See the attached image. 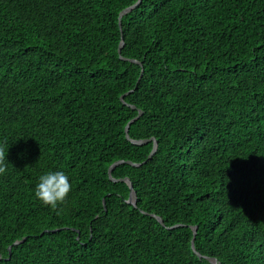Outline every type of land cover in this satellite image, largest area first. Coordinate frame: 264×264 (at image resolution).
<instances>
[{"label":"trees","instance_id":"16d2710c","mask_svg":"<svg viewBox=\"0 0 264 264\" xmlns=\"http://www.w3.org/2000/svg\"><path fill=\"white\" fill-rule=\"evenodd\" d=\"M137 1L0 0V264H264V0Z\"/></svg>","mask_w":264,"mask_h":264},{"label":"clouds","instance_id":"9594fccd","mask_svg":"<svg viewBox=\"0 0 264 264\" xmlns=\"http://www.w3.org/2000/svg\"><path fill=\"white\" fill-rule=\"evenodd\" d=\"M7 151L8 148L0 147V175L8 170ZM71 191L72 184L69 175L61 170H52L38 177L34 196L42 205L55 210L58 205L65 202Z\"/></svg>","mask_w":264,"mask_h":264},{"label":"water","instance_id":"95a60500","mask_svg":"<svg viewBox=\"0 0 264 264\" xmlns=\"http://www.w3.org/2000/svg\"><path fill=\"white\" fill-rule=\"evenodd\" d=\"M141 2V0H138L134 5H132L131 7H128V8H126V9H124L123 11H121V13H120V15H119V27H120V30H121V22H120V19H121V17L124 15V14H126L127 12H129L132 8H134V7H136L139 3ZM122 46H123V39H122V37H121V43H120V45H119V49H118V53L120 54V52H121V48H122ZM121 59H124V60H128V59H125V58H122V57H120ZM130 62H134V63H137L135 60H129ZM141 73H143V69H142V71H141ZM142 75V74H141ZM141 77V76H140ZM139 77V78H140ZM127 94V93H126ZM121 99H123V97H121ZM133 109L135 108L134 106L132 107ZM140 115H141V112H139L138 113V115L135 117V118H133L128 124H127V126L125 127V134H126V138L128 139V140H130V138H129V136H128V130H129V125H130V123L131 122H133V121H135L136 119H138L139 117H140ZM152 139H146V140H130L133 144H136V145H142V144H145V143H147V142H149V141H151ZM156 147H157V145H156V142L155 141H153V148H152V150H151V152H150V154H149V156H148V158H151L152 156H153V154L155 153V151H156ZM122 163H125L124 161H116V162H114L110 167H109V169H108V175H109V177L112 179V176H111V170L115 167V166H117V165H119V164H122ZM126 163L127 164H129V165H136V166H139L140 164H135V163H133V162H131V161H126ZM115 181H121V182H126L128 185H129V187H130V194H129V198H128V200H127V202L129 203V204H132V205H134V206H136V193L133 191V187H132V184H131V182H130V180L128 179V178H123V179H119V180H115ZM103 204H104V201H103ZM153 217H155L156 219H157V221L161 224V225H164L163 224V221L161 220V218L160 217H157V216H155V215H152ZM178 226H180L179 224H176V225H173L172 227H170L171 229H174V228H176V227H178ZM195 235H196V227H193V237H192V242H191V248L195 251V248H194V238H195ZM25 238H23L22 240H24ZM19 242H22V241H17V242H15L14 244H18ZM9 249V251H10V247L8 248ZM197 255L201 258V255L200 254H198L197 253ZM209 261H210V264H220L218 261H217V259H209Z\"/></svg>","mask_w":264,"mask_h":264}]
</instances>
